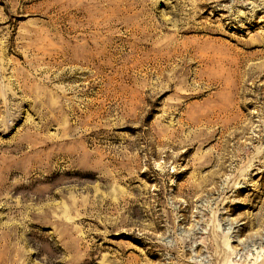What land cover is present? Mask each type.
<instances>
[{"label": "rangeland", "instance_id": "1", "mask_svg": "<svg viewBox=\"0 0 264 264\" xmlns=\"http://www.w3.org/2000/svg\"><path fill=\"white\" fill-rule=\"evenodd\" d=\"M0 264H264V0H0Z\"/></svg>", "mask_w": 264, "mask_h": 264}]
</instances>
